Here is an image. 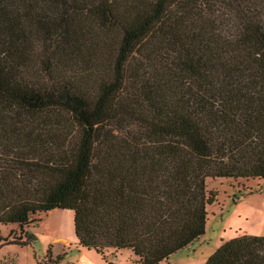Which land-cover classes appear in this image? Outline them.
<instances>
[{"label": "trees", "instance_id": "1", "mask_svg": "<svg viewBox=\"0 0 264 264\" xmlns=\"http://www.w3.org/2000/svg\"><path fill=\"white\" fill-rule=\"evenodd\" d=\"M219 177L264 179V0H0V244L69 209L80 246L165 264ZM203 264H264V236Z\"/></svg>", "mask_w": 264, "mask_h": 264}, {"label": "rangeland", "instance_id": "2", "mask_svg": "<svg viewBox=\"0 0 264 264\" xmlns=\"http://www.w3.org/2000/svg\"><path fill=\"white\" fill-rule=\"evenodd\" d=\"M206 187L216 190L217 195L216 201L207 206L204 234L194 241L192 249L177 251L165 264L203 262L214 251L215 243L220 244L223 230L226 234L248 232L264 236V179L207 178ZM33 217L24 226L32 234L30 243H1L0 264H133L128 249H107L101 257L94 249L80 246L69 209L53 208ZM10 229L18 235L16 224L0 223L1 235L6 236Z\"/></svg>", "mask_w": 264, "mask_h": 264}, {"label": "crops", "instance_id": "3", "mask_svg": "<svg viewBox=\"0 0 264 264\" xmlns=\"http://www.w3.org/2000/svg\"><path fill=\"white\" fill-rule=\"evenodd\" d=\"M224 231H225V230H223L222 235H221V237H220V240H221L220 244H221L224 240H227V239H230V238H232V237L239 236V235H244V234H246V235H259V234H251V233H248V232H236V233H234V234H226V233H224ZM216 243H217V242H216ZM216 243H215V248H214V250L220 245V244H216ZM190 246H191V245H190ZM190 249H192V246H191ZM190 249H189V250H190ZM211 253H212V252H211ZM211 253H210V254H211ZM210 254H209V255H210ZM204 261H205V260H203V262L195 263V264H203Z\"/></svg>", "mask_w": 264, "mask_h": 264}]
</instances>
